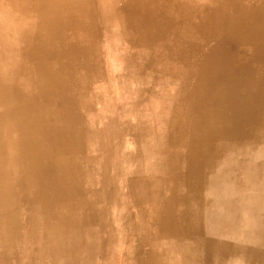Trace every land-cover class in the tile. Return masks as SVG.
<instances>
[{"label": "rangeland", "instance_id": "obj_1", "mask_svg": "<svg viewBox=\"0 0 264 264\" xmlns=\"http://www.w3.org/2000/svg\"><path fill=\"white\" fill-rule=\"evenodd\" d=\"M36 4L0 0V264H264V0Z\"/></svg>", "mask_w": 264, "mask_h": 264}, {"label": "bare ground", "instance_id": "obj_2", "mask_svg": "<svg viewBox=\"0 0 264 264\" xmlns=\"http://www.w3.org/2000/svg\"><path fill=\"white\" fill-rule=\"evenodd\" d=\"M62 1L63 0H45V1H43L42 2V0L40 1V0H37V6L39 7V8H41V10H42V8L43 7H45L44 8V10H46L47 8H48V6H50V5H54L55 7L56 6H59V5H61L62 6ZM78 2L79 4H81V2H82V0H75V2ZM55 2V3H54ZM61 2V3H60ZM74 3V2H73ZM68 5V4H67ZM60 9V8H59ZM66 10V9H65ZM47 11H49V8L47 9Z\"/></svg>", "mask_w": 264, "mask_h": 264}, {"label": "crops", "instance_id": "obj_3", "mask_svg": "<svg viewBox=\"0 0 264 264\" xmlns=\"http://www.w3.org/2000/svg\"><path fill=\"white\" fill-rule=\"evenodd\" d=\"M83 223V221H81L80 222V225ZM79 225V226H80ZM82 227H80V229H81ZM84 234H90L88 231H82V234L81 235H84ZM88 238H89V235H87L86 237H85V239H84V243H86L87 241H88ZM53 256V255H52Z\"/></svg>", "mask_w": 264, "mask_h": 264}]
</instances>
